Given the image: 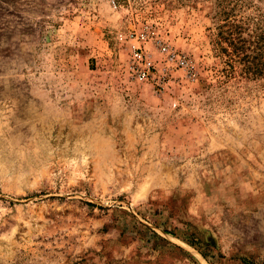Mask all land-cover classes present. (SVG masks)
<instances>
[{
  "label": "rangeland",
  "instance_id": "obj_1",
  "mask_svg": "<svg viewBox=\"0 0 264 264\" xmlns=\"http://www.w3.org/2000/svg\"><path fill=\"white\" fill-rule=\"evenodd\" d=\"M256 47L264 0H0V264H264Z\"/></svg>",
  "mask_w": 264,
  "mask_h": 264
},
{
  "label": "built area",
  "instance_id": "obj_2",
  "mask_svg": "<svg viewBox=\"0 0 264 264\" xmlns=\"http://www.w3.org/2000/svg\"><path fill=\"white\" fill-rule=\"evenodd\" d=\"M111 5L116 8L114 1ZM117 40L129 55L130 70L134 80L138 83L154 80L157 67L154 57L146 48L147 43L151 41L148 31L141 29L118 33ZM160 51L166 54L169 62H177L179 65L186 64L185 57L170 52L166 46H161Z\"/></svg>",
  "mask_w": 264,
  "mask_h": 264
},
{
  "label": "trees",
  "instance_id": "obj_3",
  "mask_svg": "<svg viewBox=\"0 0 264 264\" xmlns=\"http://www.w3.org/2000/svg\"><path fill=\"white\" fill-rule=\"evenodd\" d=\"M240 41L239 43H241ZM259 48H255L253 61L250 62L251 67H247L248 71H250L254 76H260L264 73V59L260 57L259 55ZM237 57L240 61L246 62V59L248 58L245 54V50L242 47L236 48L235 51ZM248 63V61H247Z\"/></svg>",
  "mask_w": 264,
  "mask_h": 264
}]
</instances>
